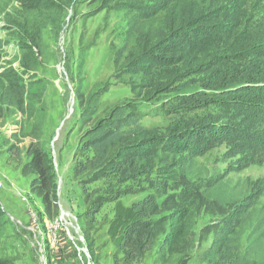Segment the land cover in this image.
<instances>
[{
	"label": "rangeland",
	"instance_id": "rangeland-1",
	"mask_svg": "<svg viewBox=\"0 0 264 264\" xmlns=\"http://www.w3.org/2000/svg\"><path fill=\"white\" fill-rule=\"evenodd\" d=\"M48 1L58 7L41 16L42 27L24 10L30 0H23L24 5L13 0L8 16L0 17V72L9 68L12 77L0 102V264H95L85 232L95 239L96 264H115V258H122V232L136 220L132 205L149 192L109 199L90 217L88 212L97 207L92 202L99 197L100 183L83 182L73 172L82 135L118 107L141 116L145 128L165 137L180 119L197 120L195 125L207 129L203 141L194 140L183 155L170 158L171 166L179 165L175 168L179 181L186 174L187 186L199 189L214 204L197 218L193 256L187 264H204L202 252L213 236L198 244L202 228L211 223L224 228L234 215L241 216L237 231L242 252L264 264V150L250 148L243 139L223 142L214 131L235 118L245 119L246 126L254 121L264 134V120L251 114L249 106L242 110L220 104L179 107L183 95L219 83L217 65L203 76L181 80L177 90L149 97L142 87L144 75L125 68L137 42L136 35L127 36V32L130 19L150 10L158 0H137L140 8L136 9L126 4L130 0ZM33 38L38 40V61L26 70L23 61ZM32 59L27 56L29 62ZM78 86L95 111L89 124L76 99ZM39 141L51 153L58 176L59 211L53 218L35 191L38 171L23 172V165L31 160L29 148ZM157 169L164 176L172 170L161 163ZM84 187L93 193L90 202ZM163 242L161 237L141 264H178L180 255L164 261Z\"/></svg>",
	"mask_w": 264,
	"mask_h": 264
},
{
	"label": "trees",
	"instance_id": "trees-1",
	"mask_svg": "<svg viewBox=\"0 0 264 264\" xmlns=\"http://www.w3.org/2000/svg\"><path fill=\"white\" fill-rule=\"evenodd\" d=\"M18 1L24 5L23 0ZM108 1L112 0H104V3ZM12 3L13 0H0V17L8 16ZM263 3L264 0L154 1L150 10L145 9L143 14L134 15L129 21L127 36L136 35L137 42L125 68L133 74L144 75L142 87L152 97L157 92L177 90L181 80L203 76L217 65L218 69L214 70L219 74V83L216 86L210 83L211 89L206 91L183 95L179 107L192 109L197 105L220 104L242 110V106H249L251 114L264 120ZM126 4L129 8H140L137 0L126 1ZM213 5L214 9H210ZM55 7L58 6L48 0H30L24 10L34 18L35 25L42 27V17H47ZM38 30L41 32L40 27ZM33 40L34 45H27L23 61L26 70H31L38 61L35 53L38 40ZM29 55L33 62L27 60ZM67 70L71 72L70 67ZM11 81V69L4 68L0 72V102L6 84ZM75 95L84 109L85 124L91 123L95 111L80 86L75 88ZM195 123L197 120H177L165 137L145 128L141 116L118 107L82 135L84 141L73 172L83 182L100 183L96 191L99 197L92 202V207H97L88 212L90 217L109 199L149 192L132 205L136 220L122 232L119 246L123 256L115 258V264H141L161 237H164L161 251L165 262L173 255H180L178 264H187L192 258L197 218L214 204L199 189L187 186L186 174L179 181V174L175 173L179 165L171 166L170 158L183 155L194 140H204L202 134L207 129ZM245 123V119L233 118L231 124L220 125L214 131L223 142L243 139L250 148L264 150L260 126L254 121L247 126ZM27 156L31 160L23 165V172L38 171L35 191L46 204L48 216L53 218L59 211L54 159L41 141L31 145ZM159 163L171 167L172 170L166 172L168 175L157 172ZM84 193L90 202L93 193L85 187ZM240 217L232 216L224 228L216 223L202 228L198 244L213 236L211 245L202 252L204 264H261L241 250V236L237 231ZM84 237L96 264L95 239L90 232H85Z\"/></svg>",
	"mask_w": 264,
	"mask_h": 264
}]
</instances>
